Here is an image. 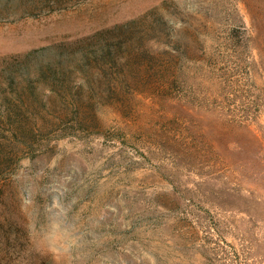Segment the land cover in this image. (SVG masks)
Returning <instances> with one entry per match:
<instances>
[{
  "label": "rangeland",
  "instance_id": "obj_1",
  "mask_svg": "<svg viewBox=\"0 0 264 264\" xmlns=\"http://www.w3.org/2000/svg\"><path fill=\"white\" fill-rule=\"evenodd\" d=\"M64 1L0 0V96L51 97H24L33 132L0 122V264H264V0ZM124 39L101 71L89 49ZM48 61L99 127H69Z\"/></svg>",
  "mask_w": 264,
  "mask_h": 264
},
{
  "label": "trees",
  "instance_id": "obj_2",
  "mask_svg": "<svg viewBox=\"0 0 264 264\" xmlns=\"http://www.w3.org/2000/svg\"><path fill=\"white\" fill-rule=\"evenodd\" d=\"M69 0H65L62 3H68ZM61 4L60 0H48V8H50V10H53L56 7H59V5ZM129 22H126L124 24H120L117 25L116 27H120L122 29H124V31L126 33L131 32L132 30V25L128 24ZM133 37V36H132ZM127 43V40L124 39V41H122L119 45V52H117V50H114L111 48V46L106 47V50H101L100 52H97L93 49H89V54L92 53V55L94 56L95 60L98 64H99V68L102 71V67L101 64L99 62V59L102 61H106V58H109L111 60V67H122L124 65V62H122V60L124 59H128L127 56V49L130 46H125ZM139 43H142V41L140 40ZM144 49V48H143ZM142 49V50H143ZM85 50L81 51V52H74L72 53L74 56H72L71 60L74 59H83V53ZM149 54V50L147 49L145 51V55ZM32 56H35L33 53H28L25 54V58L22 56H15L12 58V62H26L28 61V59ZM156 60L155 55H152L149 60ZM74 72L71 70V68H67L65 71L62 70H58L55 69L51 66L50 61L46 62L45 66H42L40 68V72L35 75L36 77V82L38 81L39 84H46L49 85V83H51V91H54L57 95L60 94L58 87L60 88H69L71 91H73V89L75 90L76 87L78 86L79 90H77L76 92V96H75V100L74 103L71 106V110H72V114L70 116L71 121L72 122H68V124L70 125L69 127H74L76 125V123L82 127V124L84 122H88L89 125L91 127H99L97 124V118L96 115H93V111L94 110V102L87 99L86 96H84L81 93V89L82 87L80 86V81L76 80L74 77ZM97 77V74H94V72L91 71V69L89 68V79H90V83L91 85L94 84L95 82V78ZM10 87H11V91L13 93L16 94H11V97L9 96H0V122H4V121H11L10 123L15 125V123H19L18 124V128L23 130V131H28V132H33L34 129L36 128L34 125L28 124L29 127H26L22 124H20L21 121H23L22 117L23 116V112L21 111V108L24 107L25 105H27L26 100L24 99V97L27 99L29 97H31L33 99V101H40L42 103H44L45 105H47V102H49L50 100V96H47V99H43L42 96H45L46 93H39L37 91V87L34 86L33 81L30 80L29 83V88L30 90H28V88H24V84L21 80H18V78H13L12 82H10ZM93 87V86H92ZM99 87V85L97 86V88ZM96 89V87H93ZM45 91L48 90L47 88H44ZM110 89H112L110 87ZM27 90V94L28 96H22L23 93H26ZM113 92V90H112ZM55 108V107H54ZM52 112V110H50ZM13 114L15 116H13ZM67 113L64 112L63 115H59V116H64ZM13 118V120H12ZM29 123V122H28ZM71 133V132H69ZM15 139H13V142L16 143L17 145H21L19 149V151H23V149H26L27 146H32L35 145V142L30 141V137L27 138L26 140H24L23 142H20L18 139V135L15 132L14 134ZM30 141V142H29ZM17 145H15L17 147ZM34 147V146H33ZM34 149H36L34 147ZM10 154L5 153L3 150L0 149V166L2 163L9 161V156ZM22 156H19V159Z\"/></svg>",
  "mask_w": 264,
  "mask_h": 264
}]
</instances>
